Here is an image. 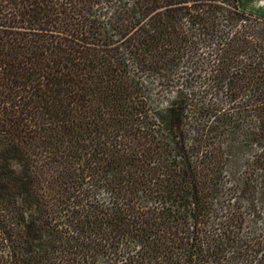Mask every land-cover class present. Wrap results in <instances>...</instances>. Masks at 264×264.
<instances>
[{
	"label": "trees",
	"instance_id": "obj_1",
	"mask_svg": "<svg viewBox=\"0 0 264 264\" xmlns=\"http://www.w3.org/2000/svg\"><path fill=\"white\" fill-rule=\"evenodd\" d=\"M0 264H264V17L0 0Z\"/></svg>",
	"mask_w": 264,
	"mask_h": 264
},
{
	"label": "crops",
	"instance_id": "obj_2",
	"mask_svg": "<svg viewBox=\"0 0 264 264\" xmlns=\"http://www.w3.org/2000/svg\"><path fill=\"white\" fill-rule=\"evenodd\" d=\"M241 9L264 17V0H237Z\"/></svg>",
	"mask_w": 264,
	"mask_h": 264
},
{
	"label": "rangeland",
	"instance_id": "obj_3",
	"mask_svg": "<svg viewBox=\"0 0 264 264\" xmlns=\"http://www.w3.org/2000/svg\"><path fill=\"white\" fill-rule=\"evenodd\" d=\"M12 166H13L14 168H18V167H19L18 164H16V163H12Z\"/></svg>",
	"mask_w": 264,
	"mask_h": 264
}]
</instances>
